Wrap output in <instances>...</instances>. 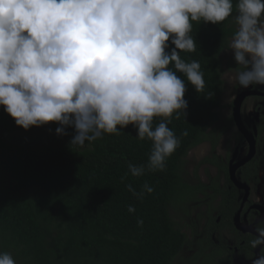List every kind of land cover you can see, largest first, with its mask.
Wrapping results in <instances>:
<instances>
[{
  "label": "clouds",
  "instance_id": "9594fccd",
  "mask_svg": "<svg viewBox=\"0 0 264 264\" xmlns=\"http://www.w3.org/2000/svg\"><path fill=\"white\" fill-rule=\"evenodd\" d=\"M233 11V0H0V106L26 131L50 123L58 136L74 129L70 150L132 125L153 148L147 165H128L131 175L163 171L180 140L165 122L154 128V118L186 119L177 73L197 93L205 88L200 63L180 56L196 51L193 22L232 17L234 79L244 89L264 87V0H236ZM127 187L140 199L154 190ZM253 226L254 250L264 245V218ZM0 264L16 262L4 252ZM251 264H264V247Z\"/></svg>",
  "mask_w": 264,
  "mask_h": 264
},
{
  "label": "trees",
  "instance_id": "16d2710c",
  "mask_svg": "<svg viewBox=\"0 0 264 264\" xmlns=\"http://www.w3.org/2000/svg\"><path fill=\"white\" fill-rule=\"evenodd\" d=\"M237 27L232 17L218 25L193 22L196 51L180 56L200 63L205 88L197 93L177 73L186 83V119H176L175 113L170 123L154 118V128L165 122L180 140L163 171L131 175L128 165H147L153 148L148 138L136 137L132 125L119 135L105 134L90 147L86 142L85 148L70 150L74 129L58 136L59 125L50 123L53 136L45 133L46 139L31 141L32 132L49 124L26 131L0 106V253L11 254L16 264H174L186 240L170 210L176 212L186 195L180 176L188 153L209 137L215 147L207 131L215 123L220 126L221 55ZM17 134L26 138L12 140ZM145 183L154 190L142 199L127 187L139 193ZM129 206L135 211L130 213Z\"/></svg>",
  "mask_w": 264,
  "mask_h": 264
},
{
  "label": "flooded vegetation",
  "instance_id": "af4514ba",
  "mask_svg": "<svg viewBox=\"0 0 264 264\" xmlns=\"http://www.w3.org/2000/svg\"><path fill=\"white\" fill-rule=\"evenodd\" d=\"M234 91L237 96L231 103L232 117L228 124L236 129L229 141L230 153L225 151L224 157L216 153L228 130L225 123L219 127L215 123L207 131L212 133L215 147L210 137L200 144L210 143L213 152L208 153L209 160L204 159L203 163L208 162L215 174L209 176L208 172L199 180L194 173L195 178L190 180L183 171L180 178L186 195L181 197L183 203L176 212L170 210L171 218L186 240L181 255L192 253L186 260L191 264H251V259L258 258L260 248L264 247L253 250L249 245L252 239L249 233L255 235L254 226H250L257 218H264V87L244 89L237 84ZM241 95L244 96L239 109V127L244 133L233 118L234 101ZM246 101L250 102V111L243 106Z\"/></svg>",
  "mask_w": 264,
  "mask_h": 264
},
{
  "label": "rangeland",
  "instance_id": "374dc122",
  "mask_svg": "<svg viewBox=\"0 0 264 264\" xmlns=\"http://www.w3.org/2000/svg\"><path fill=\"white\" fill-rule=\"evenodd\" d=\"M234 61V54L230 51L227 50V52L224 53V55L221 57V62H222V68H223V80H224V89H223V98H222V103L224 107L218 111L219 114V124L225 123V127L228 130L224 136L222 137L218 149L216 148V153L220 155V157H224L225 151L231 150L230 148V138L231 136L234 135L235 132V126H233L231 123L228 124V120L230 117H232V107L231 103L232 101L236 98L237 94L233 93V87L236 86L238 83L234 79L235 73L231 70L229 66L233 67L235 66ZM232 67V68H233ZM243 106H246L247 110L250 111L251 105L250 102H244ZM241 117L243 121L245 122L246 120L243 117V111L241 112ZM53 128L49 124L48 126L43 127L42 129L38 131L32 132L30 136L27 137V139L31 141H35L36 139L42 140L46 139V136L44 135L47 133L48 135L53 136ZM26 138L23 134H17L13 136L11 139L12 140H21ZM209 152H213L211 145L209 142H206L202 145H199L198 147L194 148L191 150L185 160V173L190 180H193L195 178L196 173L198 175L199 180L202 179L203 175H208L209 176L214 175L215 171L214 168L210 167L208 165V162L203 163L204 159H208L210 157V154L208 155ZM230 153V151H228ZM205 171V172H202ZM192 253H184L182 256H180L174 264H184L186 260L191 256Z\"/></svg>",
  "mask_w": 264,
  "mask_h": 264
},
{
  "label": "water",
  "instance_id": "95a60500",
  "mask_svg": "<svg viewBox=\"0 0 264 264\" xmlns=\"http://www.w3.org/2000/svg\"><path fill=\"white\" fill-rule=\"evenodd\" d=\"M243 96L244 95H241L240 97H237V99L234 101V107H233V118H234L235 123L237 124L238 127L240 126L239 109H240V104H241ZM239 130L241 132H243L241 127H239ZM236 228L238 230H240V227L238 226V223H236Z\"/></svg>",
  "mask_w": 264,
  "mask_h": 264
}]
</instances>
